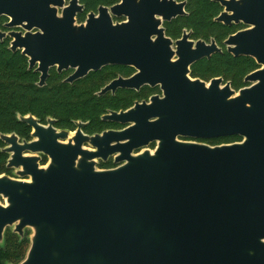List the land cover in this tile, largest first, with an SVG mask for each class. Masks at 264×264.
Returning <instances> with one entry per match:
<instances>
[{
	"label": "water",
	"instance_id": "95a60500",
	"mask_svg": "<svg viewBox=\"0 0 264 264\" xmlns=\"http://www.w3.org/2000/svg\"><path fill=\"white\" fill-rule=\"evenodd\" d=\"M216 1L224 8L217 21L248 27L224 41L228 52L260 66L238 91L221 78L189 77L193 62L221 51L214 42L187 34L173 42L158 28L154 14L171 20L184 2L121 0L77 24L79 0H0L4 27L21 28L0 30V40L11 37L10 49L40 73L39 86L52 67L72 69L71 83L124 65L137 72L100 93L162 90L101 116L122 129L89 135L81 122L71 132L27 114L18 119L32 140L0 133L7 167L20 177L0 176V244L7 227L20 237L29 230L30 242L21 261L7 264H264V0ZM110 13L127 21L114 24ZM232 135L240 140L181 139ZM111 156L115 167L97 168Z\"/></svg>",
	"mask_w": 264,
	"mask_h": 264
},
{
	"label": "trees",
	"instance_id": "16d2710c",
	"mask_svg": "<svg viewBox=\"0 0 264 264\" xmlns=\"http://www.w3.org/2000/svg\"><path fill=\"white\" fill-rule=\"evenodd\" d=\"M88 8H94L98 0H82ZM187 7L191 14H196L199 19L197 31L201 36L208 34V29L202 26V22H210L221 6L216 0H187ZM83 16H80V19ZM180 21H174L168 26L167 33L176 35V25ZM213 26L215 38L221 41L228 33L235 31V25L228 27L219 26L215 22ZM207 27V26H206ZM213 34V33H212ZM9 39L0 40V133H17L28 136L29 127L18 115L32 114L44 121L46 117L56 119L58 128L74 129L75 121H87L84 132L93 134L104 129L117 127L113 122L101 120V116L108 110L125 109L132 104L133 99H138L150 92L144 89L139 93L120 90L115 96L97 95L96 92L112 78L117 71L128 73V68L106 67L100 71L91 72L86 77L67 83L63 81L65 72L58 74L50 71L46 84H37L39 75L33 69L28 68V59L20 51H12L8 47ZM259 65L249 56L233 57L227 52L214 55L209 61L203 60L192 67V76L207 78L210 75H222L231 81L232 87L237 89L243 85V77L253 71ZM231 142L239 141L240 137L232 135ZM220 139V138H218ZM230 142V143H231ZM3 142L0 139V148ZM7 153L0 150V173L6 171L4 162ZM45 161V160H44ZM111 163H101L100 168H109ZM29 232L23 237L13 233L10 228L5 230L3 243L0 244V264L18 263L21 261L29 246Z\"/></svg>",
	"mask_w": 264,
	"mask_h": 264
},
{
	"label": "flooded vegetation",
	"instance_id": "af4514ba",
	"mask_svg": "<svg viewBox=\"0 0 264 264\" xmlns=\"http://www.w3.org/2000/svg\"><path fill=\"white\" fill-rule=\"evenodd\" d=\"M69 1L70 0H64V6H67V5H69ZM177 3H180V2H184L185 4H184V14L183 15H179V16H177V17H174V18H172L171 20H163L162 19V16L161 15H158V14H154V19L157 21H159V24H158V28H163L164 29V34H165V36L166 37H168V38H170L173 42H175L176 40H180V39H182V37H183V34H187V40L188 41H192V42H197V41H199V40H201V41H203V42H205L206 44H210L211 42H214L220 49H221V51L220 52H215V53H213L210 57H204V58H202V59H199V60H197V61H195V62H193L190 66H189V77L191 78V79H200V80H202V81H204V82H206V83H209L212 79H214V78H221L222 79V82H221V86H224L226 83H230V86H231V88H233L232 87V84H231V81L229 80V79H226V78H224L222 75H210V76H207V78H201V77H198V76H192V67L196 64V63H198V62H200V61H203V60H206V61H209L214 55H216V54H219V53H222V52H227L228 54H230V55H232L233 57H242V56H245V55H240V56H234L232 53H230V52H228V50H227V46L224 44V41L230 36V35H232V34H235L237 31H240V30H243V29H246V28H248L245 24H243L242 22H239V23H231V24H225V23H223V22H220V21H217L216 20V18L219 16V14L223 11V6L220 4V2L219 1H217V2H219V4H220V6H221V9L219 10V12L216 14V15H213L212 17H211V20H210V22H206V21H204V23L202 22V26L201 27H205V30L206 29H208V34L207 35H203V36H201L200 35V33L197 31V29H196V27H197V22L199 23V19H198V16L196 15V14H191V12L188 10V7H187V0H175ZM137 2H139V0H137ZM118 3H121V0H98L97 2H96V5H95V7L94 8H88L87 9V4L84 2V1H82V0H79V4L80 5H82L83 6V10L81 11V12H79V13H77L76 14V23L77 24H81V23H85V21H86V19H87V16H88V14L89 13H91V12H93L94 14H96V15H98L99 14V7H106V8H110L111 6H114L115 4H118ZM58 12L59 13H61V8H59L58 9ZM111 15H112V13H110ZM80 16H83V18H81L80 19ZM9 19L6 17V16H2L1 18H0V30L1 31H3V32H9V31H11V30H21V28H6V27H4V23H6L7 21H8ZM112 20H113V23L115 24V23H120V22H126L127 21V17L126 16H120V17H117V16H115V15H112ZM178 22V21H180L181 23H180V25H176V28L177 29H175V31H176V35L175 36H171V35H169L168 33H167V29L168 28H172L173 29V27H172V25H171V27H169L168 25L170 24V23H173V22ZM212 22L213 23H215V22H218V23H220V25L219 26H224V27H230V26H232V25H235V26H237L238 28L237 29H235V31H233V32H231V33H228L226 36H225V38H223L221 41H218L216 38H215V35H214V31L216 32V30H215V28H214V26H213V24H212ZM207 26V27H206ZM213 33V34H212ZM154 37L155 36H153L152 38L154 39ZM4 39H9V45H8V47H9V49H10V42H11V37H9V36H6V37H4L3 38V40ZM173 49H175V44L173 45ZM11 50V49H10ZM16 51H20L21 52V50H19V49H17ZM24 55V54H23ZM174 58H176V57H174ZM252 58V57H251ZM28 59V58H27ZM256 62V61H255ZM106 67H114V68H118V67H120V68H128L129 69V72L128 73H122V72H120V71H117V73L112 77V78H110L107 82H105V84L104 85H102L100 88H99V90L96 92V94L97 95H109V96H115L120 90H125V91H130V92H133V93H139L140 91H142V90H144V89H149L150 90V92L149 93H147L145 96H143V97H141V98H138V99H133V101H132V104L129 106V107H131V106H133V104H134V102L135 101H142V100H145V101H149V98L152 96V95H155V94H159V95H162V90L160 89V86L159 85H157V86H149V85H144V86H142V87H140V89L139 90H135V89H126V88H117L116 90H115V92H112V91H108V92H105V93H100V90L103 88V87H105L107 84H109L112 80H114V79H116V78H118V77H123V78H129V77H131V76H133L136 72H137V70L134 68V67H132V66H124V65H107V66H104V67H102L101 69H99V70H97V71H100V70H102L103 68H106ZM260 67V66H259ZM259 67H257V68H259ZM257 68H255L254 70H256ZM34 71H35V68H32ZM51 70H55L58 74H62V73H64L65 72V77L63 78V81L65 82V79L70 75V74H72L73 73V70L72 69H68V70H63L62 72H58L57 70H56V68L55 67H52V68H50V70H49V75H50V71ZM253 70V71H254ZM35 72H37V71H35ZM91 72H96V71H91ZM91 72H89L88 74H90ZM252 72V71H251ZM38 73V75L40 76V73L39 72H37ZM250 73V72H249ZM87 74V75H88ZM248 74V73H247ZM246 74V75H247ZM49 75H48V77H49ZM86 75V76H87ZM245 75V76H246ZM86 76H84V77H86ZM245 76L243 77V85L241 86V87H239V88H237V89H235V88H233L235 91H238L240 88H242V87H245V86H247V85H249V83L248 82H245L244 81V78H245ZM84 77H82V78H84ZM82 78H79V79H82ZM48 79V78H47ZM47 79H46V81H47ZM79 79H77V80H79ZM77 80H74V81H77ZM38 81H39V78H38ZM73 81V82H74ZM73 82H71V83H73ZM67 83H69V82H67ZM37 84H38V82H37ZM45 84H46V82H45ZM44 84V85H45ZM129 107H127V108H125V109H128ZM119 110H122V109H119ZM119 110H114V111H119ZM124 110V109H123ZM109 111H111V109L110 110H108L106 113H108ZM105 113V114H106ZM36 117V116H35ZM37 118V117H36ZM48 118L49 117H46L45 118V120L44 121H42V120H40V119H38V121H39V123H41V124H43V125H47L48 124ZM50 118H53V117H50ZM55 121H54V127H56L55 126V123H56V119L55 118H53ZM101 119V118H100ZM102 120V119H101ZM105 121V120H104ZM77 122H81V123H83V125L81 126V130L84 132V130H83V128L86 126V124H87V121H82V120H76L75 121V127H74V129H65V128H58V127H56L57 129H65V130H68V131H75L76 129H77ZM107 122H112V121H107ZM25 123V122H24ZM114 124H117L118 126L117 127H111V128H107V129H104V130H110V129H113V130H118V129H122L123 127H125V125H123V124H119V123H117V122H113ZM28 127H29V134H28V136L26 137V136H21V135H19V134H17L16 133V135L18 136V138H19V141H22L23 139H25V140H27V141H30V140H32L33 139V137L31 136V133H32V128L27 124V123H25ZM104 130H102V131H104ZM102 131H100V132H95V133H101ZM84 133H86V132H84ZM95 133H93V134H95ZM86 134H88V133H86ZM89 135H92V134H89ZM181 139H184V140H195V141H198V142H206V143H208L210 140H214V139H218V138H212V139H189V138H181ZM2 142H3V146L0 148V150L2 151V152H5V153H7V158H6V160H5V162H4V167L7 169L6 171H4V172H1L0 173V176L1 175H9V176H11V177H14V178H20V177H18V176H16L15 175V169L14 168H8L7 167V161H8V159H9V153L8 152H6V151H4L3 149L7 146V144L2 140ZM154 146H155V143H152V144H150L149 145V147H151V148H154ZM40 155V161H39V163H40V165L41 166H44L47 162H48V157L46 156V155H44V154H39ZM45 160V161H44ZM106 162H109V163H111V166L109 167V168H112V167H115L116 166V164L114 163V158H113V156H111V157H109L106 161H103V160H101V159H99L98 160V162H97V164H96V166H97V168H100V164L101 163H106ZM100 169H106V168H100ZM25 179H28V178H25ZM0 201L2 202V203H4V199H2L1 197H0ZM6 229H8V227L6 228ZM29 232V230H26V232Z\"/></svg>",
	"mask_w": 264,
	"mask_h": 264
},
{
	"label": "rangeland",
	"instance_id": "374dc122",
	"mask_svg": "<svg viewBox=\"0 0 264 264\" xmlns=\"http://www.w3.org/2000/svg\"><path fill=\"white\" fill-rule=\"evenodd\" d=\"M232 140L233 139H231V138H220V139L210 140L208 142V144H210V145H217V144H222V143H230ZM148 148L151 149V147H148Z\"/></svg>",
	"mask_w": 264,
	"mask_h": 264
}]
</instances>
